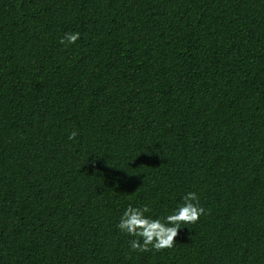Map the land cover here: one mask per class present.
Here are the masks:
<instances>
[{"label":"trees","instance_id":"obj_1","mask_svg":"<svg viewBox=\"0 0 264 264\" xmlns=\"http://www.w3.org/2000/svg\"><path fill=\"white\" fill-rule=\"evenodd\" d=\"M0 264H264V0H0Z\"/></svg>","mask_w":264,"mask_h":264},{"label":"clouds","instance_id":"obj_2","mask_svg":"<svg viewBox=\"0 0 264 264\" xmlns=\"http://www.w3.org/2000/svg\"><path fill=\"white\" fill-rule=\"evenodd\" d=\"M80 38L79 32L66 33L61 43L74 44ZM77 132L73 131L69 139H75ZM150 208L129 205L123 212L117 224L120 232L137 237L131 241L133 250L147 251L151 247L157 251L173 247L180 229L197 222L205 214V208L200 205L196 192H187L175 209L164 217L148 215Z\"/></svg>","mask_w":264,"mask_h":264}]
</instances>
